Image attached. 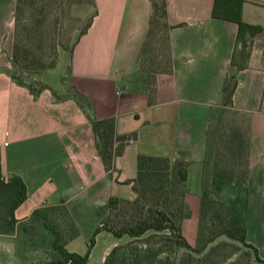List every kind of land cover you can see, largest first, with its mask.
<instances>
[{
	"label": "crops",
	"instance_id": "1",
	"mask_svg": "<svg viewBox=\"0 0 264 264\" xmlns=\"http://www.w3.org/2000/svg\"><path fill=\"white\" fill-rule=\"evenodd\" d=\"M160 1L170 26L171 71L154 75L151 94L138 77L137 60L151 0H93V17L69 52L62 83L38 80L42 72L31 79L37 88L16 83L0 50V179L16 176L25 189L13 211L14 229L0 234V264L36 260L24 229L34 210H52L65 251L83 256L107 219L108 201L135 199L131 181L139 155L185 163L189 217L180 234L191 247L225 110L244 127V239L264 259V0L241 4V21L260 28L242 56L236 25L211 17L213 0H154ZM14 5L0 0V49ZM226 78L235 81L230 106L221 98ZM106 118L114 120L115 139H122L108 172L95 153L90 124ZM127 240L99 230L85 264H104Z\"/></svg>",
	"mask_w": 264,
	"mask_h": 264
},
{
	"label": "trees",
	"instance_id": "2",
	"mask_svg": "<svg viewBox=\"0 0 264 264\" xmlns=\"http://www.w3.org/2000/svg\"><path fill=\"white\" fill-rule=\"evenodd\" d=\"M51 0H15L13 12V45L9 59V77L18 84L21 75H35L51 69L56 60V47L53 46L51 59L41 62L36 59V53L42 49L41 40L45 33L43 27L47 18L46 10H49ZM245 0H213L211 17L213 19L232 22L237 27L236 43L240 45V54L244 55V49L250 43L253 35L260 31L257 26L245 24L240 19L241 4ZM151 13L148 19V30L145 40L138 53V77L146 85L149 94L152 93V83L155 74L169 73L171 71V59L168 46V31L170 26L166 23V11L163 1L159 3L151 0ZM93 5V0H91ZM93 9V8H92ZM46 12V13H44ZM94 12L87 21L85 27L79 33L76 41L81 37L90 25ZM25 17V18H24ZM161 41L163 47V60L158 59L157 54L147 58V47L151 46L155 36ZM75 41V43H76ZM74 43V44H75ZM73 44V46H74ZM72 46V47H73ZM72 49V48H71ZM70 49V51H71ZM33 59L34 66L30 65ZM145 62L148 67H145ZM31 73V74H30ZM144 75V76H143ZM144 77V78H143ZM235 86L233 78H226L221 88L222 102L226 106L231 104V94ZM80 102L82 96H76ZM94 139V149L99 157L105 172L110 171L114 156L117 154L118 144L122 139L114 137V120L106 118L102 120H90ZM120 141V142H118ZM220 135L218 132V141ZM218 147V144H217ZM246 148V145H245ZM175 161V160H174ZM176 164L170 165V159L166 157L139 155L136 158V175L131 181L132 191L135 194L133 201L110 199L108 201V216L105 222L93 232L87 251L83 256L68 253L64 249L65 240L61 237L58 224L53 219L52 210H34L28 224L24 227L27 231L28 246L31 249L40 250L41 240H47L50 244L51 253L57 254V259L50 260L45 264H85L88 251L93 242V236L99 230H105L116 238L125 236L128 240L110 250L104 260V264H174L169 256H161V249H154L149 243L152 239L159 238L170 243L172 248H183L187 251V264H191L196 250L191 248L180 234L179 224L182 218L188 216L183 213L185 190V163L176 159ZM217 151L214 156L211 191L221 192L229 187L231 178L225 171L218 167ZM242 192V191H241ZM205 192H202V194ZM201 197V196H200ZM25 198V189L20 178L12 176L5 182L0 179V234L11 232L14 229L15 220L13 211ZM242 202V213L236 215L230 228L220 231L230 240L239 242L248 249L253 256V262L247 264H264V259L258 257L255 248L245 242L243 228V211L245 201L238 199L235 204ZM126 206L132 212L130 222L115 224L113 212L118 206ZM203 202L200 198V209ZM34 225L40 226L41 231L34 230ZM238 225V226H237ZM32 228V229H31ZM36 239V242L34 240ZM163 255V254H162ZM40 260V259H38ZM37 259L35 260V262ZM34 264V263H32Z\"/></svg>",
	"mask_w": 264,
	"mask_h": 264
},
{
	"label": "rangeland",
	"instance_id": "3",
	"mask_svg": "<svg viewBox=\"0 0 264 264\" xmlns=\"http://www.w3.org/2000/svg\"><path fill=\"white\" fill-rule=\"evenodd\" d=\"M50 2L49 10H46L47 20L43 26L45 27V33L41 40L43 46H41V51L36 53L35 61L41 59L40 63H48L52 57L51 50L54 46L57 52L55 64L51 69L41 71V75H39L40 73L35 75L23 74L17 77L20 82L34 88L39 87V85L31 79L37 78L38 75L40 76L38 80L46 81L51 85L66 80L69 75L70 49L93 13L91 0H51ZM1 40L4 42L1 44V53L9 62L13 45V24L10 30L4 32ZM150 45L147 47V58L151 57L152 54H157L158 59L163 60L165 58L164 51L157 35ZM29 60H31V66L36 64L33 63V59L29 58ZM147 65L148 63L145 62V67H148ZM8 71L12 72L10 63ZM218 127L220 135V142L217 143L218 147H216L218 167L228 174L226 176L231 178V184L219 193L211 190L203 191L205 192L203 194L201 192L200 198H202L203 206L201 210L199 198L196 235L191 246L196 250V255L192 254L193 257H190L192 259L191 264H247L253 262L252 253L239 242L230 240L220 233L225 228H230L233 218L242 213V202L239 204L234 202L244 198L243 178L246 172L244 127L242 124H238L235 114L230 110L223 111ZM176 162V159L175 161L170 160V165L176 164ZM184 206L183 213L188 212L186 217L188 218L189 210L185 204ZM130 214L132 212L126 206H118L117 210L113 212V220L115 224L130 222ZM186 218L181 219L179 228L181 222ZM34 230L41 231L40 226L34 225ZM37 244L42 246L36 253L37 261H34V264H45L50 260L57 259L56 252L51 253L50 243L47 240H41ZM149 244L154 249L160 248L163 254L161 256H169L174 264L188 263V253L183 248L174 247L169 252L172 245L159 238L152 239Z\"/></svg>",
	"mask_w": 264,
	"mask_h": 264
}]
</instances>
